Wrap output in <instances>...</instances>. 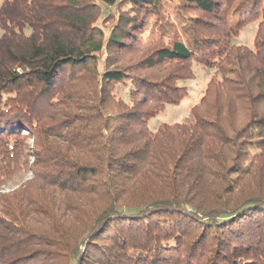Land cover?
Here are the masks:
<instances>
[{"label": "trees", "instance_id": "obj_1", "mask_svg": "<svg viewBox=\"0 0 264 264\" xmlns=\"http://www.w3.org/2000/svg\"><path fill=\"white\" fill-rule=\"evenodd\" d=\"M0 28V186L33 174L0 264H264V0H5Z\"/></svg>", "mask_w": 264, "mask_h": 264}, {"label": "rangeland", "instance_id": "obj_2", "mask_svg": "<svg viewBox=\"0 0 264 264\" xmlns=\"http://www.w3.org/2000/svg\"><path fill=\"white\" fill-rule=\"evenodd\" d=\"M4 1L5 0H0V8L2 7ZM166 11L174 22L178 20L174 9L166 8ZM111 22L112 21L108 17L104 19L103 29L106 32L110 31L112 24ZM257 26H258L257 21L252 22L247 26H245L241 30L240 35H238L233 39V43L235 45H240L243 47L253 49L255 46V36L257 33ZM2 33L3 32L0 28V38L2 36ZM148 53H149V49L143 52V54H148ZM135 57L136 56L132 54L123 55L120 58L122 60L120 64L123 66H131L133 63L137 62L138 58ZM193 72H194V76L192 78L186 79L181 82V86H185L188 89V96L186 97V99L182 102L180 106H167V109L165 110L164 114L152 119L149 122V127L151 129L155 130L162 123L176 124L182 122L188 116L190 108L201 99L206 87L208 86V83L215 75V71L205 69L204 67H202V65H199L198 63L195 62L193 64ZM32 145H33V141L28 140L24 144L23 147L24 152L25 149L31 148ZM23 162H28V167H27L28 169L32 167L34 161L30 157L25 158V153H24ZM32 178H33V174L25 173V169H23L22 174L17 175L13 180L8 182L6 185L0 186V191L11 192L17 190L20 188L21 185L29 183V181L32 180ZM26 190L28 189H25V191Z\"/></svg>", "mask_w": 264, "mask_h": 264}]
</instances>
